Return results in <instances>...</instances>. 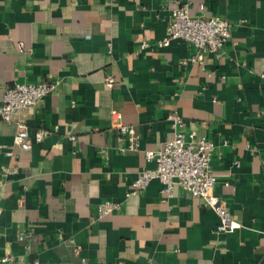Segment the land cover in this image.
Masks as SVG:
<instances>
[{
	"label": "crops",
	"instance_id": "0c3cea01",
	"mask_svg": "<svg viewBox=\"0 0 264 264\" xmlns=\"http://www.w3.org/2000/svg\"><path fill=\"white\" fill-rule=\"evenodd\" d=\"M180 1L194 16L231 23L221 56L199 64L187 42L158 47L174 0H0L2 90L61 82L25 113L31 150L17 147L16 125L0 119V174L15 170L0 188V256L20 264H264V0ZM113 110L135 128L138 151H121L128 141ZM173 115L186 134L213 142L215 192L241 225L234 232L217 233L216 213L179 186L166 197L155 179L128 195L154 166L145 151L173 139ZM39 130L46 136L38 143ZM107 201L120 209L100 218Z\"/></svg>",
	"mask_w": 264,
	"mask_h": 264
},
{
	"label": "built area",
	"instance_id": "2783aa9c",
	"mask_svg": "<svg viewBox=\"0 0 264 264\" xmlns=\"http://www.w3.org/2000/svg\"><path fill=\"white\" fill-rule=\"evenodd\" d=\"M231 33L232 25L228 20L218 16H194L190 13L188 3L174 0V8L167 22V34L158 42V47H167L174 40L187 42L195 50L191 62L203 64L205 56L219 57L223 54ZM147 46L144 43L141 49L143 50ZM107 82L112 84L114 79L109 76ZM60 83V80L54 79L49 82H25L3 90L0 86V90L3 91L0 119L16 125L14 143L20 149L26 151L33 147L25 113L34 111ZM111 117L119 120L115 126L119 134L128 141V145L121 151L124 153L138 151L139 143L135 128L120 122L121 114L116 110L111 112ZM171 120L174 129L173 139L165 142L162 148L157 151H145L146 163L154 166L145 167L138 173L128 195L142 193L155 179L162 184L161 193L166 197H171L174 188L179 186L194 198L203 200L204 206L216 213L220 221L216 229L217 233L234 232L241 225L233 219L226 200L215 192L217 177L211 167L213 142L205 136H197L194 133L186 134L181 130L183 121L179 116L173 115ZM45 136L46 131L39 130L35 134V142H41ZM75 139V137L71 138L73 141ZM6 155L10 156L11 154L8 152ZM14 172V169L2 168L0 188L3 187L6 178ZM119 209L120 204L118 203L104 202L100 206L99 217L103 218ZM26 237V235L20 234L19 240L24 241ZM70 243L76 246L77 251L80 250L73 239L70 240ZM0 264L20 263L13 255L5 254L0 256Z\"/></svg>",
	"mask_w": 264,
	"mask_h": 264
}]
</instances>
